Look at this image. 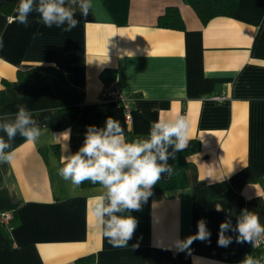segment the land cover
Returning a JSON list of instances; mask_svg holds the SVG:
<instances>
[{
	"label": "crops",
	"instance_id": "crops-1",
	"mask_svg": "<svg viewBox=\"0 0 264 264\" xmlns=\"http://www.w3.org/2000/svg\"><path fill=\"white\" fill-rule=\"evenodd\" d=\"M38 3L25 27L14 20L19 0H0V91L7 97L0 123L14 121L24 106L41 130L28 143L19 132L8 141L0 129L11 145L5 151H15L11 162L0 163V212L13 217L12 229L0 225V264H231L241 258L250 247L237 242L234 230L242 213H256L264 225V0H239L230 17L206 24L183 0H93L86 17L79 3L65 0L79 20L71 32L66 23L46 27ZM168 6L177 7L183 30L156 26ZM33 67L59 69L82 92L77 113L61 111L49 86L18 84L17 71ZM111 81L132 97L128 114L103 96ZM220 95L225 99L210 98ZM177 115L190 121L189 143L197 141L199 149L173 159L168 146L173 172L161 179L174 176L175 187L151 192L138 211L116 213L138 223L127 247H113L92 211L107 189L72 186L57 173L60 159L79 150L88 127L104 129L110 116L131 143L148 140L158 119ZM65 130L67 142L59 136ZM201 220L209 239L178 250L176 241L194 235ZM222 222L230 223L226 247L218 244Z\"/></svg>",
	"mask_w": 264,
	"mask_h": 264
},
{
	"label": "clouds",
	"instance_id": "clouds-1",
	"mask_svg": "<svg viewBox=\"0 0 264 264\" xmlns=\"http://www.w3.org/2000/svg\"><path fill=\"white\" fill-rule=\"evenodd\" d=\"M69 3H79L81 15L84 17L93 7V0H69ZM34 4L35 0H19L14 20L27 27ZM35 11L40 14V20L48 28L53 25L60 27L66 23L64 31L71 32L79 23L73 8L65 6V0H39ZM2 46L3 39L0 37V47ZM0 129L6 133L8 141L13 140L18 132L28 143H35L41 135L32 114L24 106H19L14 121L0 123ZM190 130L191 123L184 115H177L167 121L160 118L152 125L148 140L130 143L125 140L124 129L119 121L110 116L106 119L104 129L88 127L84 144L75 154L61 157L62 166L57 173L63 180L70 181L74 187L91 181L107 189V196L99 197L92 211L101 226L103 237L113 247H127L138 223L131 215L119 216L116 213L140 210L141 202L147 201L152 194L151 189L161 179V174L171 175L173 172L172 166L167 163V146H174L172 158L175 159V154L188 146ZM59 136L63 141H69L70 130L63 131ZM10 148V143L0 137V163L13 160L15 151H5ZM67 148V143L61 145L62 151ZM158 160L162 163H158ZM229 227V222H222L220 225V246L226 247L231 242V237L224 234ZM197 229L194 235L176 241L178 250H184L194 240L209 239L210 233L204 221H198ZM234 230L239 234L237 242H249L253 247L257 246L258 238L264 235V225L260 223V217L247 210L242 213ZM242 264H260V260L248 255Z\"/></svg>",
	"mask_w": 264,
	"mask_h": 264
},
{
	"label": "trees",
	"instance_id": "trees-1",
	"mask_svg": "<svg viewBox=\"0 0 264 264\" xmlns=\"http://www.w3.org/2000/svg\"><path fill=\"white\" fill-rule=\"evenodd\" d=\"M183 2L193 9L203 24H206L214 17H230L239 0H183ZM8 9L11 10L12 7H7L5 11ZM156 26L166 29L183 30L184 23L177 7H166L163 13L157 18ZM16 78L18 84L21 85L37 83L41 86L51 87L61 99V111L71 114L78 112L83 100V94L79 89L69 84L64 74L59 69L54 67H33L25 71L18 70ZM6 101V95L0 91V106H2ZM198 149V142L191 141L183 151L185 154H190L198 151ZM97 185L98 183L93 184L91 181H85L81 184L82 187H92ZM174 187V176H169L166 180L160 179L156 185L153 186L151 192L167 191L173 189Z\"/></svg>",
	"mask_w": 264,
	"mask_h": 264
},
{
	"label": "built area",
	"instance_id": "built-area-1",
	"mask_svg": "<svg viewBox=\"0 0 264 264\" xmlns=\"http://www.w3.org/2000/svg\"><path fill=\"white\" fill-rule=\"evenodd\" d=\"M103 96L107 99H110L116 103H119L122 107V109L128 114L130 112V104L132 101V97L124 94L121 89L119 88L116 81L109 82L104 88H103ZM225 95L220 96H213L210 97L212 100L221 101L225 99ZM12 213L11 211H2L0 212V225L6 226L8 229H12L11 221H12ZM252 256L255 259L260 260V264H264V235H261L258 238L257 246L253 247L250 243V247L248 251L241 257L233 262L231 264H242V261L246 256Z\"/></svg>",
	"mask_w": 264,
	"mask_h": 264
}]
</instances>
